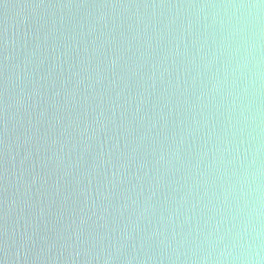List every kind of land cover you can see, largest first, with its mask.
Returning <instances> with one entry per match:
<instances>
[{
    "label": "water",
    "instance_id": "obj_1",
    "mask_svg": "<svg viewBox=\"0 0 264 264\" xmlns=\"http://www.w3.org/2000/svg\"><path fill=\"white\" fill-rule=\"evenodd\" d=\"M259 2L0 0V264H264Z\"/></svg>",
    "mask_w": 264,
    "mask_h": 264
},
{
    "label": "clouds",
    "instance_id": "obj_2",
    "mask_svg": "<svg viewBox=\"0 0 264 264\" xmlns=\"http://www.w3.org/2000/svg\"><path fill=\"white\" fill-rule=\"evenodd\" d=\"M233 8H247V9H252V10H256L255 12V18L257 20V22H259V18H260V12L259 10L264 7V0H260L259 3H250V4H233L230 5ZM237 23H240V21H237ZM253 35L255 36L256 33H253ZM259 46V39L256 40V44L255 47ZM259 252L256 253V256L259 257ZM237 259V258H234ZM239 264H257V261L255 259H253L251 256L247 257V258H243V259H238Z\"/></svg>",
    "mask_w": 264,
    "mask_h": 264
}]
</instances>
